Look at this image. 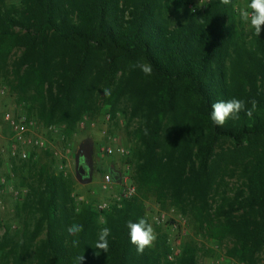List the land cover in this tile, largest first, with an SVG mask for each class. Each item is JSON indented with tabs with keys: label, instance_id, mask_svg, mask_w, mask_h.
I'll return each instance as SVG.
<instances>
[{
	"label": "trees",
	"instance_id": "trees-1",
	"mask_svg": "<svg viewBox=\"0 0 264 264\" xmlns=\"http://www.w3.org/2000/svg\"><path fill=\"white\" fill-rule=\"evenodd\" d=\"M165 1L178 15L172 23ZM165 1L0 0V77L11 72V92L43 126L70 131L99 98L111 118L121 111L137 122L134 192L102 213L75 211L63 175L30 164L14 209L22 225L0 236V264H80L81 256L82 264H197L190 243L168 259L164 235L137 254L127 224L147 221L149 197L228 239L229 259L264 264V42L244 41L233 1L213 0L201 12ZM138 61L151 64L150 76L132 68ZM233 98L246 109L257 101L252 117L241 112L216 126L212 104ZM228 175L239 180L232 195L211 198ZM74 224L83 226L76 236ZM105 227L107 253L95 248Z\"/></svg>",
	"mask_w": 264,
	"mask_h": 264
},
{
	"label": "rangeland",
	"instance_id": "rangeland-1",
	"mask_svg": "<svg viewBox=\"0 0 264 264\" xmlns=\"http://www.w3.org/2000/svg\"><path fill=\"white\" fill-rule=\"evenodd\" d=\"M180 1L184 9L201 12L213 0ZM232 1L233 12L239 22L238 31L244 41L256 37L264 42V26L257 37L251 26L240 17V10L247 7L248 1ZM5 2L16 4L17 0H5ZM165 3L166 7L164 6L163 13L167 21L172 23L178 18L175 6L173 5V7L169 1H165ZM6 77L5 79L0 77V91H2L0 92V110L8 111L13 115H28L33 121L29 138L31 141L38 140L40 146H31L30 144L23 146L28 155V158L24 159L26 161L18 159L16 155L12 156L8 141V129L0 121V180H3L2 183L0 182V201L4 207L0 209V236L5 231L14 233L21 228L22 219L15 216L14 209L17 199L27 191V188L22 187L21 184L27 185L31 181L29 175L34 170L30 164L36 165V168L39 165H44L48 171L63 175L69 184L70 197L75 211H78L81 206H86L97 213H102L116 204L119 206L123 199H128L133 194L134 188L130 176L133 170L132 153L136 141L131 136V131L137 124L136 119L129 121L127 115L121 111H117L111 118L108 107L102 104V100L99 98L96 101L95 110L83 115L72 130H65L63 124L43 126L38 121L35 112L29 110L25 103L18 102L11 92L9 87L12 77L10 71ZM82 144L89 146L90 180L92 177V182L88 183L89 185L80 184L75 179L74 156ZM104 148H110L113 151L122 149L123 154L105 155ZM104 176H109L111 183L107 189L102 190L100 185ZM238 185L239 180L236 175L225 176L218 189L214 190L211 198L218 200L220 197H230ZM21 190L24 192H20ZM126 191H129V196L121 198V195ZM115 197H120V200L116 201ZM102 203L106 207L99 209L98 206ZM143 205L147 222L152 225L156 236L164 235L166 244L171 249L170 253L174 249H178L180 252L184 243H190L195 249L197 264H241L225 255V248L230 245L228 239L218 238L216 240L212 238L202 225L182 215L168 203L159 206L149 197L143 202ZM102 221L101 214H99L98 222L102 223ZM171 224L176 225V231L170 229ZM39 238H42V235ZM175 257L171 256V259Z\"/></svg>",
	"mask_w": 264,
	"mask_h": 264
},
{
	"label": "clouds",
	"instance_id": "clouds-1",
	"mask_svg": "<svg viewBox=\"0 0 264 264\" xmlns=\"http://www.w3.org/2000/svg\"><path fill=\"white\" fill-rule=\"evenodd\" d=\"M223 5H229L232 0H220ZM240 17L248 23L254 30L255 35L258 37L261 33L262 26H264V0H250L247 7L240 10ZM132 68H138L145 76H150L153 72V67L147 62H140L132 65ZM251 109H246L245 101L239 99H231L227 101H217L211 106L210 118L216 126L223 127L229 119H240V113L244 112L249 118L252 117L253 111L256 109L257 101H250ZM145 129V135H147ZM106 223V221H105ZM129 229L130 243L136 247L137 254H143L145 249L152 248L156 240V233L151 224L145 219L141 218L138 222L129 221L127 224ZM83 231V226L74 224L68 228L69 235L76 236ZM111 234L110 229L105 227L101 230L95 248L107 253L109 250V242L107 237ZM74 245L78 243L73 242ZM77 260L82 264L83 256L77 257Z\"/></svg>",
	"mask_w": 264,
	"mask_h": 264
},
{
	"label": "built area",
	"instance_id": "built-area-1",
	"mask_svg": "<svg viewBox=\"0 0 264 264\" xmlns=\"http://www.w3.org/2000/svg\"><path fill=\"white\" fill-rule=\"evenodd\" d=\"M200 1L202 2L206 0H200ZM0 121L8 129V141H9L10 153L12 156L16 155L18 159L24 160L27 158L28 155L26 153V150L23 148V146L29 145V144L31 146H40V143L38 140L31 141L29 138V135H30L29 132L32 129L33 121L28 115L26 114L13 115L12 113L8 111L0 110ZM103 153L105 155H110L113 153L122 155L123 150L116 149V151H113L110 148H104ZM0 182L2 183L3 180H0ZM110 183H111V180L109 176H104L101 182L100 188L102 190H105L107 189ZM20 192H24V190H21ZM129 194H130L129 191H126L121 195V198H126L129 196ZM115 200L119 201L120 197H115ZM105 207L106 205L104 203L98 206L99 209H104ZM3 208L4 207L0 201V209H3ZM170 229L172 231H176L177 227L175 224H171ZM178 253H179L178 249H174V251H171V253H169L167 258L171 260V256H177Z\"/></svg>",
	"mask_w": 264,
	"mask_h": 264
},
{
	"label": "water",
	"instance_id": "water-1",
	"mask_svg": "<svg viewBox=\"0 0 264 264\" xmlns=\"http://www.w3.org/2000/svg\"><path fill=\"white\" fill-rule=\"evenodd\" d=\"M78 155L82 156L86 166H90V154H89V146L87 144H82L79 146L78 150L75 153V156L77 157ZM79 172L83 173V169H80ZM90 172L88 173V176L86 177H81V175L78 172H75V179L78 181L80 184H86L90 181Z\"/></svg>",
	"mask_w": 264,
	"mask_h": 264
},
{
	"label": "flooded vegetation",
	"instance_id": "flooded-vegetation-1",
	"mask_svg": "<svg viewBox=\"0 0 264 264\" xmlns=\"http://www.w3.org/2000/svg\"><path fill=\"white\" fill-rule=\"evenodd\" d=\"M74 161H75V171L78 172L81 177H86L88 176V173L90 172V166H86L85 161L82 156L78 155L77 157L74 156ZM80 169H83V173L79 172Z\"/></svg>",
	"mask_w": 264,
	"mask_h": 264
},
{
	"label": "crops",
	"instance_id": "crops-1",
	"mask_svg": "<svg viewBox=\"0 0 264 264\" xmlns=\"http://www.w3.org/2000/svg\"><path fill=\"white\" fill-rule=\"evenodd\" d=\"M90 182H92V177H91V180L88 183H90ZM88 183H86V184L89 185Z\"/></svg>",
	"mask_w": 264,
	"mask_h": 264
}]
</instances>
